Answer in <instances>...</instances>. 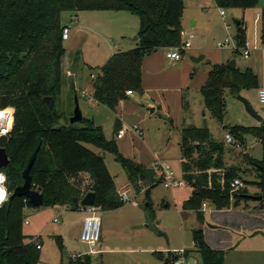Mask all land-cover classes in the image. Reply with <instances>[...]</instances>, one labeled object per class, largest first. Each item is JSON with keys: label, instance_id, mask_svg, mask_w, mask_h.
I'll return each instance as SVG.
<instances>
[{"label": "trees", "instance_id": "obj_1", "mask_svg": "<svg viewBox=\"0 0 264 264\" xmlns=\"http://www.w3.org/2000/svg\"><path fill=\"white\" fill-rule=\"evenodd\" d=\"M213 1L224 9L255 7L258 2ZM182 9V0H0V112L8 116L6 130L11 126L6 134L0 135V145L4 146L9 157L8 164L0 172L5 176L9 194L23 182L21 173L38 138L41 143L30 174L31 187L43 195V206L59 204L73 211L80 210L83 207L79 201L88 191L95 192L94 206L100 210H114L124 205L103 155L86 144L111 151L128 182L135 188L143 179H149L150 186L155 185L152 180L154 170L123 158L116 146L104 138L101 128L88 118L82 117L80 122L68 124L67 117L72 109H64L60 98L63 77L67 75L62 60L65 48L61 37L66 25L61 24L60 15L63 11L111 10L127 11L137 16L136 45L112 53L100 67H89L98 70L91 77V99L115 112L126 90L141 91L143 54L158 47L179 44ZM261 38L264 43V32ZM235 39L238 47L246 41L242 23L237 26ZM257 85V74L251 68L240 70L238 67L229 68L225 63H215L199 90L206 106L221 118L225 106L224 90L236 95L242 89L256 88ZM69 90L70 95L75 93L72 84ZM45 96L51 97L53 108L44 102ZM6 107L13 109L12 116ZM60 119L65 125L54 129ZM114 127L119 130L118 118ZM229 132L235 140H243V135L251 134L261 143V158L246 156V160L262 167V170L252 167V175L261 179L260 183L252 185L259 189V207H264V119L257 125L231 126ZM180 137L182 178L192 188L189 197L181 204L183 209L199 211L203 201L217 209L240 203L246 206L253 199L245 195L248 193L245 183L243 187L231 190L230 182L238 177L240 169L225 165L222 141L213 140L206 128L194 125H183ZM242 171L249 172L248 169ZM83 172L90 180L87 184H82L79 178ZM26 206L31 205L22 196L6 198L0 203V264L38 263L37 242L22 232ZM191 233L202 264H223V252L209 247L201 230H192ZM58 245L61 247L59 238ZM185 253L188 255L187 250ZM154 255L163 264H170L174 256L172 252L163 255L161 251H154ZM68 264H90V260L87 254H76L69 257Z\"/></svg>", "mask_w": 264, "mask_h": 264}, {"label": "rangeland", "instance_id": "obj_2", "mask_svg": "<svg viewBox=\"0 0 264 264\" xmlns=\"http://www.w3.org/2000/svg\"><path fill=\"white\" fill-rule=\"evenodd\" d=\"M182 2L183 27L192 32L190 38L188 35L180 36V42L190 41V46L182 51V59L185 64L193 66L195 73L192 75L186 72L181 63L168 60L165 57L167 47L146 51L141 61V91L133 90L132 95H125L121 99L117 116L105 105L93 103L89 97L90 74L98 72L89 67H100L111 53L134 45L131 39L135 33L124 37L118 34L123 26L127 31L137 29V16L127 11L107 10L61 13V24L69 27V38L63 40L66 52L62 60L64 68L67 67L73 72L72 76L63 77L60 94L63 108L72 109L75 94L82 117L88 118L93 125L101 128L104 138L116 146L123 158L154 170L152 180L155 185L150 186L149 179L139 181L137 188L130 184L127 193L129 199L122 207L98 210L100 234L92 253H89L88 245L79 238L81 222L86 213L83 208L73 211L59 204L26 206L22 231L33 235L41 245L37 264H68L69 257L76 254H87L90 264H163L154 255V251L168 246L186 248L197 264H202L201 255L192 242L190 228L193 223L188 214H180L175 206V203L178 204L186 196L187 189L182 185L164 187L160 180L161 171L156 168V164L164 165L167 162L175 177H181L180 128L183 125L206 128L213 140L222 141L225 162L229 166L240 170L251 169L246 156L261 158V143L257 137L245 134L243 140H235L229 132V127L234 125L251 126L257 123L247 113L242 102L229 90H224V111L221 118H218L206 106L199 90V80L212 64H226L227 61L235 59L236 67L243 70L248 67L249 61H254L252 70L257 74L258 86L242 89L239 94L247 99L257 114L264 117V106L260 104L257 95L258 87L264 88V43L261 38L263 30L260 19L256 18L257 7L224 9L217 7L213 0ZM259 5L264 8V0H258ZM221 10L224 11V16L220 15ZM97 14L99 17H96ZM120 16L123 17L118 18ZM192 19H195V24L190 26ZM236 21H241L246 26L244 33L250 44L248 57L242 55L241 48L236 51L231 47L236 42ZM226 38L232 43L219 47L218 43ZM189 49L200 50L189 54ZM200 54L204 58L198 63H193L189 58L190 55ZM70 80L75 83V93L72 95L66 90ZM149 106L156 108L149 113ZM6 108H9L12 116L13 109ZM6 116L0 112V135L6 134L11 128L10 126L6 130ZM116 118L119 119V129L122 130L121 137L116 136L119 131L114 127ZM133 126L138 127V130L132 129ZM225 133L231 134V143L224 140ZM86 146L103 155L104 162L118 186L126 180L123 168L114 159L111 151L91 144ZM5 182L4 180L1 184L0 178L4 195L6 191L3 201L9 195ZM247 186L248 193L259 194V189L252 188V184ZM255 201L250 200L248 203L251 202L249 205L254 206ZM166 202L169 203V208L164 207ZM256 205L259 207L258 203ZM246 207L243 203L230 205V208L235 209ZM58 238L61 247L58 245ZM244 255L248 256L247 260H243L244 264H264V257L257 253Z\"/></svg>", "mask_w": 264, "mask_h": 264}, {"label": "crops", "instance_id": "obj_3", "mask_svg": "<svg viewBox=\"0 0 264 264\" xmlns=\"http://www.w3.org/2000/svg\"><path fill=\"white\" fill-rule=\"evenodd\" d=\"M255 7H257V9H258L257 13H260L261 16H264V8L263 7L261 8L260 5L258 6V2H257ZM104 11H106V10H104ZM107 11H111V10H107ZM96 17H99V15L97 14ZM122 17L120 16L118 18H122ZM180 22H181V29L185 30L187 33L192 34V32L188 31L187 29H185L183 27L184 22H183L182 17L180 19ZM194 24H195V19H192L189 22V25L192 26ZM137 25H138V21H137ZM137 29L134 28L131 31H127L126 27L123 26V27H121V31L119 32L118 35L120 37H124L127 34L129 35L132 33H135L137 35ZM245 38H246V35H245ZM136 41H137V39L134 40L132 38L131 42L134 45L133 46L129 45V47H124L126 49H121L119 51L127 50V49L134 47L136 45ZM248 46H250L249 42H248ZM155 50L156 49H154L153 51H155ZM194 50H197V51H194ZM194 50L189 49V51H188L189 54H194V52H199L200 49H194ZM65 52H66V48H65ZM191 56H198V55H190L189 58ZM248 56H249V54H248ZM182 58L183 57H182V52H181L180 58L178 60H172L169 58H167V59L170 61H174L176 63H181V65H183V67L186 68V72L191 73L193 75L195 73L193 66L185 64ZM64 65L65 64L63 63V66ZM248 67L251 69H254V61L253 62L249 61ZM209 69H210V67L205 70V74L199 80L200 86L206 81L207 73H208ZM65 70H66V74H67L65 76H67V78L69 76L73 75L72 74L73 72L69 68L66 67ZM91 75L92 74H90V77H91ZM195 77H196V74H195ZM191 81H193V80H191ZM191 81H189V82H191ZM196 81H198V80H196ZM90 82H91V80H90ZM71 84L74 86V89H75L74 81L70 80V82H68L66 85L67 92L70 91L69 88H70ZM259 88L260 87H258V89ZM67 92L65 93V95L67 94ZM90 92H91V84H90ZM126 96L128 97L130 95H126ZM92 101H93V103H97L93 99H92ZM119 103H121V100L119 101ZM119 103H118V105L116 107V111H115L116 116H117L118 110H119ZM155 108L156 107L154 106V110H155ZM90 112H92V111H90ZM258 123L259 122L257 121V123L255 125H257ZM139 132H141V131H139ZM95 152H97V151H95ZM224 156H225V151L223 154V158H224ZM252 158H255V157H252ZM255 159H260V158L258 157ZM181 161H182V157L180 158V164H181ZM224 162H225V158H224ZM247 164H249V166H251V169H248L249 172L247 174H253V171H252L253 165L251 164V161L247 160ZM225 165L229 166L228 164H226V162H225ZM161 166L167 167L168 170H170L172 172L173 178L182 180L181 185L187 189L186 196L183 197V199H181V201L178 204L175 203V206L177 207V211L180 214H188L189 215L188 217L191 219V221L193 223L191 225L192 227L190 228L191 232H192V230H196V229L201 230L205 243L209 247H211L213 249L221 250L223 252V264H244L243 260L244 259L247 260V258H248V256H246L244 254H249V253H257L260 256L264 257V208H259L256 205V203H258L257 200L255 201L256 203H254L256 206L255 205L250 206L249 204L251 202L247 203V205H246L247 209L246 208L235 209V208H230V206L217 209L208 201H206L205 206L203 208H201L199 211H195L192 209H183L181 207V204L185 199H187L189 197L191 190H192L191 186L189 184H187L185 182V180L182 178V170H181V177L177 178V177H175V175L171 169V166L167 162L164 163V165L156 164V168L161 171V175L163 174L162 170L160 169ZM180 167H181V165H180ZM246 168H248V165ZM240 171H242V169ZM111 176L113 178L116 189H118L119 186H121L123 184H127L128 186H130V183L128 182L127 177H126V180L118 186L116 184V181H115L112 174H111ZM79 178L82 179V184H87L90 181L87 173H84V172L79 174ZM246 188H249V187L246 185ZM252 188H257V187L255 185H252ZM252 200H255V199H252ZM164 207L169 208V203L166 202L164 204ZM24 210H25V208L23 209V214L25 213ZM25 235H27V234H25ZM27 236H32L34 241L38 242L37 239L33 237V235H27ZM191 236H192V233H191ZM192 242H193V239H192ZM39 245H40V243H39ZM193 246H194V242H193ZM179 248H183V247H170V246H168V247H166L160 251L163 253V255H165L167 252H173L174 250L179 249ZM39 249H41V245H40ZM184 249L187 250L186 248H184ZM231 253H234L233 254L234 256H231ZM186 263L187 264H197V262L193 258V256L192 255L190 256L189 251H188Z\"/></svg>", "mask_w": 264, "mask_h": 264}, {"label": "built area", "instance_id": "obj_4", "mask_svg": "<svg viewBox=\"0 0 264 264\" xmlns=\"http://www.w3.org/2000/svg\"><path fill=\"white\" fill-rule=\"evenodd\" d=\"M220 15L224 16V11L221 10ZM256 18L260 19L262 30L264 32V16H261L260 13H256ZM186 35H188L189 38L192 37L191 33L188 34L185 30L181 29L179 32V37L180 36H186ZM61 37L63 40H65L69 37V27L68 26H65L62 29ZM231 43L232 42L230 41V39L226 38L223 42H219L218 46L224 47V46L230 45ZM189 46H190L189 40L179 42L178 45L167 47L166 52H165V56H166V58H169L172 60H178L180 58V55H181V52L183 51V49L188 48ZM231 47L234 50L237 48L238 49L241 48L242 49V55L244 57H247L249 54V48H248V42L247 41H245L244 45L240 46V47H238L236 45V42H234L231 45ZM93 76H94V74L91 75V77H93ZM132 93H133V91H131V90L125 91V95H131ZM257 95H258V100H259L260 104L262 106H264V88L257 89ZM89 97H90V95H89ZM263 119H264V117H263ZM132 129L137 131L138 127L133 126ZM116 136L121 137L122 136V130H119L116 133ZM224 140L227 143H231L233 140L231 137V134L225 133L224 134ZM160 169L162 170V173H163L161 182H162V185L164 187L179 186L182 184V180L173 178L172 172L170 170H168L167 167L161 166ZM0 178H1V184H2L3 181L5 180V176L2 172H0ZM243 186H244V183L242 182V180L239 177H235L230 182L231 190H234V189H237V188L243 187ZM128 191H129V186L127 184H123V185L119 186V188L117 189V193H118L120 199L124 202L129 199L128 194H127ZM5 195H6V191H5ZM205 204H206V201H203L201 204V208H203L205 206ZM83 209L86 213H85V216L82 220L79 238L83 243L88 245L89 253H92V252H94L93 247L97 244V242L99 240V234H100V223L101 222H100V218L98 215L99 208L94 206V205H90V206L83 207ZM25 222H27V220H25ZM36 245L38 248L40 247L38 242ZM185 251L186 250L184 248H179V249L174 250L172 252L174 254V256H173L170 264H186L187 255H186Z\"/></svg>", "mask_w": 264, "mask_h": 264}, {"label": "water", "instance_id": "obj_5", "mask_svg": "<svg viewBox=\"0 0 264 264\" xmlns=\"http://www.w3.org/2000/svg\"><path fill=\"white\" fill-rule=\"evenodd\" d=\"M240 24H241V21H236V26H238ZM242 27L245 29L246 26L242 24ZM133 39L136 40L137 35H135L133 37ZM203 57H204L203 54H200L198 56H191L190 59L192 62L198 63L199 61H201L203 59ZM226 65L229 68H235L236 67L235 59L229 60L226 63ZM235 96L240 102H242L247 113L250 114L255 120L260 122L263 119L259 114L256 113V111H254L251 108L249 102L247 101V99L244 96L240 95L239 93L236 94ZM43 100L45 103L48 104V107L50 109L53 108L54 102L51 99V97L45 96L43 98ZM148 110H149V113L153 112L154 106H149ZM262 110H264V107H262ZM67 119H68V124H74V123L80 122L82 119V113H81V110L79 108L77 97L75 94L73 95V107L71 110V114L67 117ZM64 125H65L64 120L60 119L59 123L54 126V129H59L61 126H64ZM40 143H41V139L38 138L36 146L34 147L32 153L28 159L26 166L21 173L22 178H23V182L20 185H17L13 188L12 192L7 196L8 199L13 198L14 196H22V197H25L27 199L28 203L31 206L38 207V206L43 205L42 193L31 187L32 186V178H31V174H30V169H31L33 162L35 160L36 154H37L38 149L40 147ZM195 146L198 147V144H195ZM8 162H9V157L5 151V148H4V146L0 145V169L2 167L6 166L8 164ZM251 164L254 167L259 168V170H262V167L258 163L251 161ZM237 176L245 184H258L261 181V179L259 177L252 175V174H247L243 171H238ZM245 195L248 197H251L255 200L260 199V195H255V194H250V193H246ZM94 201H95V192L94 191H88L82 196V198L79 201V204L81 207H86V206L94 205Z\"/></svg>", "mask_w": 264, "mask_h": 264}, {"label": "clouds", "instance_id": "obj_6", "mask_svg": "<svg viewBox=\"0 0 264 264\" xmlns=\"http://www.w3.org/2000/svg\"><path fill=\"white\" fill-rule=\"evenodd\" d=\"M4 198H5L4 191L2 188H0V202H2Z\"/></svg>", "mask_w": 264, "mask_h": 264}, {"label": "bare ground", "instance_id": "obj_7", "mask_svg": "<svg viewBox=\"0 0 264 264\" xmlns=\"http://www.w3.org/2000/svg\"><path fill=\"white\" fill-rule=\"evenodd\" d=\"M0 188H2L1 185H0Z\"/></svg>", "mask_w": 264, "mask_h": 264}]
</instances>
